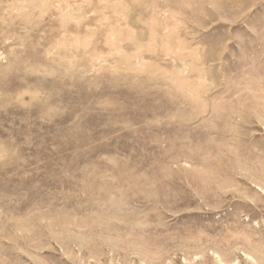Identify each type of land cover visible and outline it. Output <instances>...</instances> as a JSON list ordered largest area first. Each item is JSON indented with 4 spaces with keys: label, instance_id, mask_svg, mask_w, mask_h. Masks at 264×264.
Here are the masks:
<instances>
[{
    "label": "rangeland",
    "instance_id": "374dc122",
    "mask_svg": "<svg viewBox=\"0 0 264 264\" xmlns=\"http://www.w3.org/2000/svg\"><path fill=\"white\" fill-rule=\"evenodd\" d=\"M0 264H264V0H0Z\"/></svg>",
    "mask_w": 264,
    "mask_h": 264
},
{
    "label": "bare ground",
    "instance_id": "6f19581e",
    "mask_svg": "<svg viewBox=\"0 0 264 264\" xmlns=\"http://www.w3.org/2000/svg\"><path fill=\"white\" fill-rule=\"evenodd\" d=\"M118 23V22H117ZM123 33V32H122ZM121 35V34H120ZM116 49V48H115ZM118 53H119V51H118Z\"/></svg>",
    "mask_w": 264,
    "mask_h": 264
}]
</instances>
